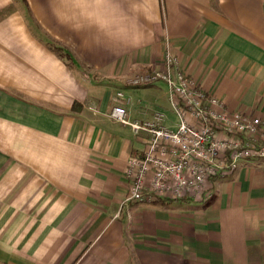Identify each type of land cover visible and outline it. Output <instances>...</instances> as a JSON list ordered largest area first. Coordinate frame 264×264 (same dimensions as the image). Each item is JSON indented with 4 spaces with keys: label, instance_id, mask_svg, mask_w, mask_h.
Instances as JSON below:
<instances>
[{
    "label": "crops",
    "instance_id": "0c3cea01",
    "mask_svg": "<svg viewBox=\"0 0 264 264\" xmlns=\"http://www.w3.org/2000/svg\"><path fill=\"white\" fill-rule=\"evenodd\" d=\"M167 50L264 125V0H0V264H264V157L209 198L125 200L145 134L110 113L176 126L164 80L127 82Z\"/></svg>",
    "mask_w": 264,
    "mask_h": 264
},
{
    "label": "built area",
    "instance_id": "2783aa9c",
    "mask_svg": "<svg viewBox=\"0 0 264 264\" xmlns=\"http://www.w3.org/2000/svg\"><path fill=\"white\" fill-rule=\"evenodd\" d=\"M162 60L161 68L136 72L127 82L142 85L164 80L176 126L167 124V114L160 109L143 120L129 119L123 104L114 105L110 113L135 133L145 134L143 152L130 156L125 166V200L209 198L213 178L233 173L245 159L264 157L262 119L225 108L215 93L187 76L170 50ZM117 96L124 99L123 90Z\"/></svg>",
    "mask_w": 264,
    "mask_h": 264
},
{
    "label": "rangeland",
    "instance_id": "374dc122",
    "mask_svg": "<svg viewBox=\"0 0 264 264\" xmlns=\"http://www.w3.org/2000/svg\"><path fill=\"white\" fill-rule=\"evenodd\" d=\"M154 90V89H153ZM143 91V90H142ZM129 92V91H128ZM144 92V91H143ZM154 92H155V94H158L159 96H160V100L162 99V105H164V106H167V107H169V104H168V92H169V90L167 89V87L165 86V85H162L161 86V88L160 89H155L154 90ZM143 95H145V94H143ZM143 100H146V101H150L151 100V98L150 97H148V94L147 95H145V96H143ZM153 104V103H152ZM163 109V108H162ZM168 123V125H170L169 124V122H167Z\"/></svg>",
    "mask_w": 264,
    "mask_h": 264
},
{
    "label": "trees",
    "instance_id": "16d2710c",
    "mask_svg": "<svg viewBox=\"0 0 264 264\" xmlns=\"http://www.w3.org/2000/svg\"><path fill=\"white\" fill-rule=\"evenodd\" d=\"M23 2H25L26 3V0H22ZM27 15L31 18V16H32V14H31V11L29 10V9H27ZM56 49H58V50H63V47L62 46H56L55 47ZM65 53V52H64ZM66 54H68L67 52H66ZM262 144L264 143V142H261ZM157 199H169V198H167V197H162V198H160V197H158Z\"/></svg>",
    "mask_w": 264,
    "mask_h": 264
}]
</instances>
